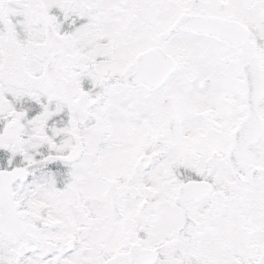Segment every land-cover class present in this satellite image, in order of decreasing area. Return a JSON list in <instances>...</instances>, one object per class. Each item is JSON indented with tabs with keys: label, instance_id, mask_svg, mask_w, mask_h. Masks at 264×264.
<instances>
[{
	"label": "snow or ice",
	"instance_id": "6c2138e0",
	"mask_svg": "<svg viewBox=\"0 0 264 264\" xmlns=\"http://www.w3.org/2000/svg\"><path fill=\"white\" fill-rule=\"evenodd\" d=\"M0 264H264V0H0Z\"/></svg>",
	"mask_w": 264,
	"mask_h": 264
}]
</instances>
